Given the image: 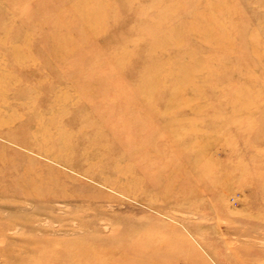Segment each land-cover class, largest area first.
<instances>
[{"label": "rangeland", "instance_id": "1", "mask_svg": "<svg viewBox=\"0 0 264 264\" xmlns=\"http://www.w3.org/2000/svg\"><path fill=\"white\" fill-rule=\"evenodd\" d=\"M0 264H264V0H0Z\"/></svg>", "mask_w": 264, "mask_h": 264}, {"label": "bare ground", "instance_id": "2", "mask_svg": "<svg viewBox=\"0 0 264 264\" xmlns=\"http://www.w3.org/2000/svg\"><path fill=\"white\" fill-rule=\"evenodd\" d=\"M201 20H202V19H201ZM205 30L209 31L207 28H206ZM211 32H212V31L210 30L209 33H208L209 35L207 36V38H208V39H211V37H213V39H215L214 34L212 35ZM179 34H180V31H175V40H176V39H179V36H180ZM216 46H217V44H216ZM147 108L150 110V109H151V105H150L149 107H147Z\"/></svg>", "mask_w": 264, "mask_h": 264}]
</instances>
